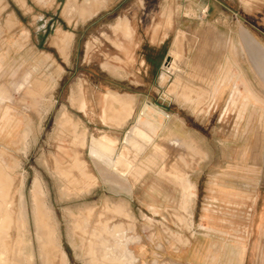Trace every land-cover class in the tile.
I'll return each mask as SVG.
<instances>
[{
	"label": "rangeland",
	"instance_id": "obj_1",
	"mask_svg": "<svg viewBox=\"0 0 264 264\" xmlns=\"http://www.w3.org/2000/svg\"><path fill=\"white\" fill-rule=\"evenodd\" d=\"M84 2L0 0V264H264V0Z\"/></svg>",
	"mask_w": 264,
	"mask_h": 264
},
{
	"label": "bare ground",
	"instance_id": "obj_2",
	"mask_svg": "<svg viewBox=\"0 0 264 264\" xmlns=\"http://www.w3.org/2000/svg\"><path fill=\"white\" fill-rule=\"evenodd\" d=\"M92 2V0H85V2H84V5L82 6V9L83 10H86L87 11V8L88 9H90L91 7L92 8H95V7H93V3H91ZM92 4V5H91ZM81 9V8H80ZM90 10H92V9H90ZM90 10H89V12H90ZM95 10H92L91 12H94ZM90 12V13H91ZM86 13V12H85ZM92 14V13H91ZM88 16V15H87ZM58 42V41H57ZM60 50V49H59ZM169 58V57H168ZM172 63V62H171ZM171 63L169 62V64L167 65V67H169L170 65H171ZM3 92V91H2ZM8 93V92H7ZM22 93V92H21ZM113 96H116V95H113ZM110 98V97H109ZM114 98H116V100L114 99ZM113 98V100H115L116 101V103L115 104H120V106H119V109H120V107L121 106H126L128 103H130L131 102V99L130 98H128V97H114ZM109 100V99H108ZM107 100V101H108ZM112 100V101H113ZM111 101V100H110ZM111 101V102H112ZM115 101H113V102H115ZM112 102V103H113ZM118 102V103H117ZM113 105V104H112ZM111 105V106H112ZM109 106H110V104H109ZM108 107V106H107ZM106 107V108H107ZM105 108V107H104ZM125 108V107H124ZM123 108V109H124ZM126 108H128L129 109V107H127L126 106ZM150 109V110H152V112L154 113V114H156V115H158L159 117L161 116V117H163L164 116V113L163 112H161V111H159L158 109H156V108H154V107H152L150 104H148L147 102H145L144 104H143V106H142V108H141V113L142 114H145V119L143 120V121H141L140 119L138 120V123H135V124H133V126H132V135H130V136H128V137H125V139H124V142H123V144L125 145H123L122 144V146H124V147H127L128 149H129V147L128 146H131V147H133V148H135L136 150L137 149H139L140 148V141H148L149 139H151V134L150 133H153L154 132V130H155V128L159 125V120L157 119V117L156 118H153V114L152 115H149V114H147V113H145V110L146 109ZM110 109V108H109ZM122 109V110H123ZM106 109H104V111H105ZM130 110V109H129ZM119 112H121V110H118ZM117 111V112H118ZM106 112H110V111H105V113ZM122 112H125V110H123ZM121 112V113H122ZM63 113V112H62ZM113 113V112H112ZM120 113V114H121ZM128 113V112H127ZM127 113H126V115H127ZM129 113H130V111H129ZM110 114V113H109ZM119 114V115H120ZM107 115V114H106ZM115 115V114H114ZM119 115H117V117H119ZM108 117V116H107ZM117 117H116V115H115V120L117 119ZM124 117V116H123ZM127 116H125V118H126ZM60 118V117H59ZM63 118V117H62ZM113 118V119H114ZM125 118H121V121L123 122V121H125V120H122V119H125ZM108 119H110V118H108ZM61 120V119H60ZM63 120V119H62ZM115 120H114V122H115ZM59 121V120H58ZM117 121H120V120H118L117 119ZM116 121V122H117ZM139 122H140V124L141 125H139ZM109 123V122H108ZM57 124V123H56ZM118 124V123H117ZM75 126V125H74ZM73 126V127H74ZM117 126V125H116ZM76 127V126H75ZM73 129V128H72ZM76 129V128H75ZM74 130V129H73ZM159 132V131H158ZM78 133V132H77ZM70 134V133H69ZM183 144H185V142L183 143ZM188 144V143H187ZM98 145H106L105 146V148L109 151V152H112V150H113V145H114V141L110 138V137H106V136H103V137H101V139L100 140H98ZM186 145V144H185ZM98 148H99V146H98ZM73 157V156H72ZM77 158V157H76ZM59 159V158H58ZM79 159V158H78ZM77 159V160H78ZM74 160V159H73ZM75 161V160H74ZM79 164V163H78ZM76 167V166H75ZM78 167V166H77ZM60 168V167H59ZM1 169V168H0ZM3 171V170H2ZM2 173H5V172H2ZM1 173V174H2ZM6 178H7V176H6V174L4 175ZM3 177V176H2ZM5 178V179H6ZM5 179H4V182H5ZM8 179V178H7ZM6 179V180H7ZM87 179V178H86ZM9 180H11V179H8V181ZM78 180V179H77ZM74 182V181H73ZM5 183H7V182H5ZM11 183H7V187H8V185H10ZM6 186V185H5ZM5 186H4V188H3V190L4 189H7V188H5ZM1 189H2V186H1ZM34 193V192H33ZM32 193V194H33ZM33 195H35V193L33 194ZM37 195V194H36ZM36 195H35V198H36ZM38 198V197H37ZM35 199V200H38V199ZM40 198V197H39ZM33 200H34V197H33ZM42 200V199H41ZM39 201V200H38ZM37 201V202H38ZM36 202V201H35ZM34 202V203H35ZM39 203V202H38ZM41 204V203H40ZM37 205V204H36ZM43 205V204H42ZM36 207V206H35ZM2 208V207H1ZM3 210V209H2ZM116 210V209H115ZM116 211H118V209L116 210ZM115 211V212H116ZM7 212V211H6ZM5 213V212H4ZM3 213V214H4ZM118 214H119V212H118ZM6 215V214H5ZM8 215V214H7ZM4 216V215H3ZM5 217V216H4ZM7 217V216H6ZM9 218H12L11 216H10V214H9ZM3 219V218H2ZM5 219V218H4ZM6 220V219H5ZM5 222V221H4ZM3 222V223H4ZM6 222H8V221H6ZM176 222V221H175ZM40 224V229H42V231H43V236H46V237H48L49 236V234L47 233V229L44 227V224H42L41 222L39 223ZM3 227V226H2ZM5 230V229H4ZM3 231V230H2ZM1 231V232H2ZM1 234V233H0ZM2 236H3V234H2ZM45 237V238H46ZM49 238H51V237H49ZM6 239H7V237H6ZM16 239V238H15ZM48 239V238H47ZM47 241V240H46ZM49 241V246L52 244L51 242H50V240H48ZM54 241V240H53ZM14 242V241H13ZM16 242V241H15ZM42 244V243H41ZM46 245V244H45ZM14 246H15V244H14ZM113 246V245H112ZM115 246V245H114ZM43 247V246H42ZM46 247V246H45ZM51 247V246H50ZM0 248H2V247H0ZM47 248H49V247H47ZM43 249H46V248H44L43 247ZM45 251V250H44ZM43 251V252H44ZM91 251V250H90ZM90 251H89V253H90ZM86 253V252H85ZM48 256V255H47ZM16 257V256H15ZM19 257V256H18ZM102 259H104V258H102ZM101 259V260H102ZM5 261V260H4ZM20 258H19V260L17 259L16 261H15V259H14V261H13V263L12 264H24V263H20ZM53 259H52V257L51 256H49L48 258H47V260H46V264H53ZM100 261V260H99ZM10 263V264H11ZM27 263V262H26ZM100 263V262H99ZM102 263V262H101ZM5 264V263H4ZM55 264V263H54ZM93 264H96L95 262H93Z\"/></svg>",
	"mask_w": 264,
	"mask_h": 264
}]
</instances>
